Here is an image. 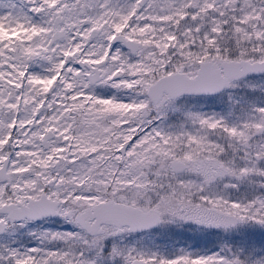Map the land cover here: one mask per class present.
<instances>
[{
    "label": "snow or ice",
    "instance_id": "obj_1",
    "mask_svg": "<svg viewBox=\"0 0 264 264\" xmlns=\"http://www.w3.org/2000/svg\"><path fill=\"white\" fill-rule=\"evenodd\" d=\"M0 264H264V0H0Z\"/></svg>",
    "mask_w": 264,
    "mask_h": 264
}]
</instances>
